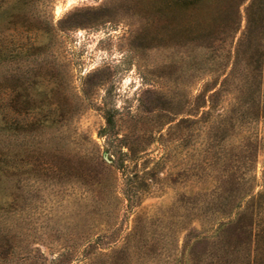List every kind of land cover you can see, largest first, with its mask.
<instances>
[{
    "label": "rangeland",
    "instance_id": "1",
    "mask_svg": "<svg viewBox=\"0 0 264 264\" xmlns=\"http://www.w3.org/2000/svg\"><path fill=\"white\" fill-rule=\"evenodd\" d=\"M0 264H264V0H0Z\"/></svg>",
    "mask_w": 264,
    "mask_h": 264
}]
</instances>
